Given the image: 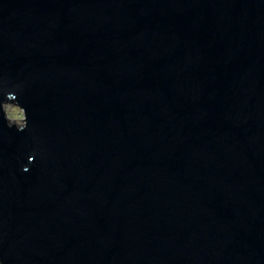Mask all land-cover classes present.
I'll list each match as a JSON object with an SVG mask.
<instances>
[{
	"label": "water",
	"instance_id": "water-1",
	"mask_svg": "<svg viewBox=\"0 0 264 264\" xmlns=\"http://www.w3.org/2000/svg\"><path fill=\"white\" fill-rule=\"evenodd\" d=\"M17 85L0 264H264V0H0Z\"/></svg>",
	"mask_w": 264,
	"mask_h": 264
},
{
	"label": "clouds",
	"instance_id": "clouds-1",
	"mask_svg": "<svg viewBox=\"0 0 264 264\" xmlns=\"http://www.w3.org/2000/svg\"><path fill=\"white\" fill-rule=\"evenodd\" d=\"M21 90L17 85L15 90L4 93V99L0 100V119L6 121L8 129L15 128L19 133H24L29 128V117L26 108L20 102L16 94ZM34 162V156L29 158V163ZM25 172L29 169L24 168Z\"/></svg>",
	"mask_w": 264,
	"mask_h": 264
}]
</instances>
